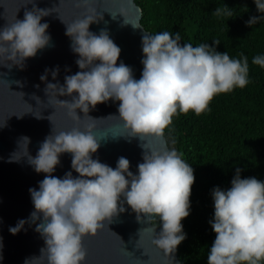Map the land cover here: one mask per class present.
<instances>
[{
    "label": "clouds",
    "instance_id": "clouds-1",
    "mask_svg": "<svg viewBox=\"0 0 264 264\" xmlns=\"http://www.w3.org/2000/svg\"><path fill=\"white\" fill-rule=\"evenodd\" d=\"M254 4L257 12L264 14V0H254ZM49 13L34 6L25 12L23 20L16 19L0 28V61L11 65L6 67L23 68L27 59L51 46L49 24L41 22ZM212 14L217 18L232 17L233 11L224 4ZM261 20L264 15L251 16L245 23L252 27ZM94 22L97 21L91 15H84L66 24V35L81 71L66 75L60 84L47 82V74L55 80L59 68L46 69L40 79L46 82L48 103H53L55 96V103L65 107L70 117L79 118L77 109L88 114L98 104L119 101V119L127 136L146 141L141 145L145 150L143 162L138 163L135 174L123 156L113 168L93 159L99 141L107 134L98 136L92 124L67 131H56L53 126L37 154L28 155L34 171L46 174L38 188L29 189L34 211L28 219L10 226L9 232L16 235L26 224H34L44 240L41 255L26 258L24 264H35L37 260L40 264H85L84 237L95 235L105 222L111 223L126 211V204L136 213L138 222L150 223L159 218L160 231L157 233L154 226L140 229L137 244L144 234H150L151 244L170 257L169 264H176L174 253L187 236L182 221L190 215L195 176L182 154L167 147L164 130L178 112L200 115L210 110L216 95L244 88L249 83L248 58L243 54L239 59L231 58L226 51H217L219 40H213L215 46H193L181 44L179 32L146 33L141 38L143 68L136 79L131 67L122 61L117 64L121 49L108 31H89ZM252 64L264 68V54L254 56ZM58 96H69L71 100H60ZM150 138L158 140L160 146H151ZM22 142L28 145L30 139L23 137ZM64 153L72 154L71 167L78 176H73L72 171L62 178L52 175ZM15 155L9 162L19 160ZM241 171L236 168L230 188L216 187L211 192L214 216L209 223L216 236L208 250L207 264L264 262V181L241 178Z\"/></svg>",
    "mask_w": 264,
    "mask_h": 264
},
{
    "label": "water",
    "instance_id": "water-1",
    "mask_svg": "<svg viewBox=\"0 0 264 264\" xmlns=\"http://www.w3.org/2000/svg\"><path fill=\"white\" fill-rule=\"evenodd\" d=\"M34 6L50 10L41 22L49 24L47 31L51 36V46L27 59L23 68H8L11 66L8 61H0V239L3 245L0 264H24L26 258L39 257L45 246L34 224H26L24 230L16 235L9 232V227L15 226L20 219H28L34 211L29 189L38 188V182L46 174L34 171L28 163V155L34 157L37 154L53 126L56 131H67L73 127L83 129L86 124L94 125L92 131L98 136H108L99 141L100 147L93 154V159L115 168L117 159L123 156L129 160L130 171L134 174L138 163L143 162L145 151L141 145L146 141L127 136V130L119 119V101L98 104L88 114L77 109L79 118H73L65 107L55 103V96L52 97L53 103H48L46 82L40 79L46 74V69L58 67L57 78L54 80L48 73L47 82L63 84L66 75L81 71L75 63L78 56L71 50V40L66 35V24L84 15H91L97 21L90 24L89 31L95 34L101 30L108 31L121 49L117 64L122 61L131 67L134 77L139 79L143 68L141 38L151 33L141 24L143 12L136 0H90L89 3L84 0H0V28L16 19L23 20L25 12L32 11ZM121 8L125 9L123 13ZM131 23L139 27H133ZM57 98L71 100L69 96ZM23 137L30 139L28 145L27 142L21 143ZM164 140L170 148L165 134ZM148 143L153 147L160 146L154 138H150ZM15 153L19 160L9 162ZM71 162V153L62 154L52 175L62 178L66 172L72 171L73 176H78ZM125 208V212L113 218L111 223L105 222L95 235L84 237L85 264H169L170 257L151 244L150 234H144L137 244L140 229L154 226L158 233L160 227L152 221L151 224L138 222L136 213L126 204ZM174 257L176 264H181L178 250ZM35 264H40V261Z\"/></svg>",
    "mask_w": 264,
    "mask_h": 264
},
{
    "label": "trees",
    "instance_id": "trees-1",
    "mask_svg": "<svg viewBox=\"0 0 264 264\" xmlns=\"http://www.w3.org/2000/svg\"><path fill=\"white\" fill-rule=\"evenodd\" d=\"M142 26L151 34L179 32L181 44L213 45L231 58H248L249 83L216 95L208 111L196 115L177 113L164 130L170 148H175L194 169L190 215L183 221L186 239L178 246L181 264H207L208 250L216 234L209 221L214 216L211 192L231 187L236 168L241 178L264 181V68L252 58L264 54V20L246 26L258 13L254 0H136ZM232 8V17L217 18L218 6ZM159 226V218L152 220ZM264 264V262H262Z\"/></svg>",
    "mask_w": 264,
    "mask_h": 264
}]
</instances>
